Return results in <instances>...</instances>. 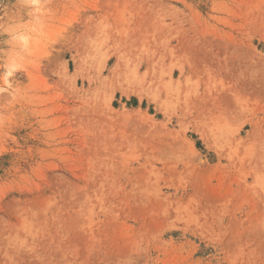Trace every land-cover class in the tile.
Here are the masks:
<instances>
[{
    "label": "rangeland",
    "instance_id": "rangeland-1",
    "mask_svg": "<svg viewBox=\"0 0 264 264\" xmlns=\"http://www.w3.org/2000/svg\"><path fill=\"white\" fill-rule=\"evenodd\" d=\"M0 264H264V0H0Z\"/></svg>",
    "mask_w": 264,
    "mask_h": 264
},
{
    "label": "bare ground",
    "instance_id": "bare-ground-1",
    "mask_svg": "<svg viewBox=\"0 0 264 264\" xmlns=\"http://www.w3.org/2000/svg\"><path fill=\"white\" fill-rule=\"evenodd\" d=\"M129 70H130V69H129ZM114 75H115V74H114ZM130 75H131V74L127 75V76L129 77V78H127V79H130ZM140 76H141V75H140ZM132 77H133V76H132ZM136 78H137V77H136ZM140 78H141V77H140ZM127 79H126V80H127ZM134 79H135V78H134ZM128 82H130V81H128ZM132 82H133V81H132ZM129 84H130V83H129ZM139 87H140V86H139ZM178 89H179V88H178ZM136 90H137V89H136ZM132 91H133V90H132ZM132 91H131V92H132ZM165 91H166V90H165ZM155 94H156V93H155ZM139 95H140V94H139ZM155 97H156V96H155Z\"/></svg>",
    "mask_w": 264,
    "mask_h": 264
}]
</instances>
